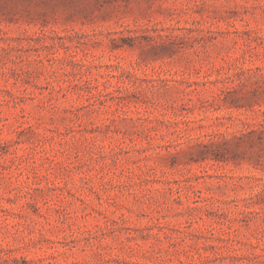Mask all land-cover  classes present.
Returning a JSON list of instances; mask_svg holds the SVG:
<instances>
[{"label":"rangeland","instance_id":"1","mask_svg":"<svg viewBox=\"0 0 264 264\" xmlns=\"http://www.w3.org/2000/svg\"><path fill=\"white\" fill-rule=\"evenodd\" d=\"M0 264H264V0H0Z\"/></svg>","mask_w":264,"mask_h":264}]
</instances>
